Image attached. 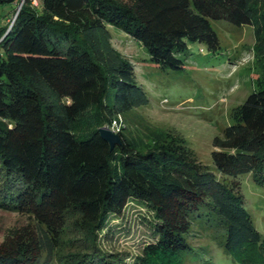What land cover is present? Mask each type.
<instances>
[{"label": "trees", "instance_id": "1", "mask_svg": "<svg viewBox=\"0 0 264 264\" xmlns=\"http://www.w3.org/2000/svg\"><path fill=\"white\" fill-rule=\"evenodd\" d=\"M20 1L0 26V208L30 221L6 232L0 264H122L97 240L130 199L151 211L152 234L131 264H187L198 227L238 262H263L237 176L264 186V0ZM209 18L250 24L258 66L255 88L211 139L222 178L182 133L134 113L148 97L110 30L180 69L191 42L219 50ZM119 115L121 142L110 148L98 127Z\"/></svg>", "mask_w": 264, "mask_h": 264}, {"label": "rangeland", "instance_id": "2", "mask_svg": "<svg viewBox=\"0 0 264 264\" xmlns=\"http://www.w3.org/2000/svg\"><path fill=\"white\" fill-rule=\"evenodd\" d=\"M18 3L19 0H0V26L13 15ZM209 22L218 37L219 50L211 53L204 43L191 42L180 69L160 68L148 59L138 40L114 26L110 30L115 36L114 45L134 62L136 79L148 97V102L137 106L134 113L182 133L197 158L222 178L224 174L213 167L210 159L211 139L231 121L230 109L255 88L258 66L250 24H234L223 18H209ZM135 124L129 127L135 130ZM237 179L243 207L254 228L264 236V186L257 185L250 172L240 173ZM150 218L151 211L145 203L130 199L120 214L110 216L97 244L113 255L120 253L124 257L122 264H131L143 244L152 239ZM28 221L25 214L0 208V241L8 230ZM207 229L198 227V232L188 236L193 251L186 258L187 264H264L238 262L216 241L205 238L202 232ZM67 235L77 236L75 241L82 242L76 230L67 231Z\"/></svg>", "mask_w": 264, "mask_h": 264}, {"label": "water", "instance_id": "3", "mask_svg": "<svg viewBox=\"0 0 264 264\" xmlns=\"http://www.w3.org/2000/svg\"><path fill=\"white\" fill-rule=\"evenodd\" d=\"M22 1L19 2L18 8L20 7ZM98 132L100 136L109 144L110 148H112L115 144H119L121 142L118 133L114 132L109 127L103 125L98 127Z\"/></svg>", "mask_w": 264, "mask_h": 264}, {"label": "built area", "instance_id": "4", "mask_svg": "<svg viewBox=\"0 0 264 264\" xmlns=\"http://www.w3.org/2000/svg\"><path fill=\"white\" fill-rule=\"evenodd\" d=\"M32 4L38 5V0H31ZM123 120L122 117L119 115L117 118H113L111 123H109L108 127L112 129L114 132H118L121 130L123 126Z\"/></svg>", "mask_w": 264, "mask_h": 264}]
</instances>
